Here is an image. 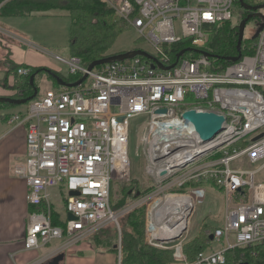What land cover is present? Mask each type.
I'll use <instances>...</instances> for the list:
<instances>
[{"label":"built area","instance_id":"obj_1","mask_svg":"<svg viewBox=\"0 0 264 264\" xmlns=\"http://www.w3.org/2000/svg\"><path fill=\"white\" fill-rule=\"evenodd\" d=\"M104 1L148 41L153 58L136 55L88 70L81 57L57 54L69 77L76 76L65 81L87 77L74 87L58 84L38 90L25 112L8 117L10 128H27L26 158L14 169L28 186L32 206L26 248L60 240L66 250L112 225L120 231L121 264V221L142 206L147 243L172 249L175 264H225L229 250L263 244L264 180L257 174L264 167V26L252 52L214 70L212 58L196 50L206 51L214 26L235 19L240 0ZM180 41H188L184 49L197 55L187 57L185 52L177 58L182 49L171 56L165 46ZM31 72L21 65L14 74L27 77ZM159 109L166 112L157 113ZM188 109L224 115V129L203 141L182 117ZM139 116L147 117L140 140L151 190L143 195L137 191L116 208L112 187L131 178V123ZM244 158L263 163L258 169L245 168V162L232 165ZM200 180L223 190L225 213L223 225L209 231L210 244L217 242L218 247L211 245L190 261L184 244L206 191L173 188ZM54 188L62 189L65 210L74 216L62 225L52 220Z\"/></svg>","mask_w":264,"mask_h":264},{"label":"trees","instance_id":"obj_2","mask_svg":"<svg viewBox=\"0 0 264 264\" xmlns=\"http://www.w3.org/2000/svg\"><path fill=\"white\" fill-rule=\"evenodd\" d=\"M244 1L250 4L249 1L251 0ZM238 5L240 6L241 3L238 2ZM242 9L244 10V12L242 11L244 14H242L240 20L237 21L236 16L232 21L213 27L205 50L213 55L211 58L214 62V70H220L231 63V61L226 60L225 57L237 54L236 46L239 23L244 17L249 15L247 10L243 7ZM52 10H62L69 13L70 55L81 57L86 65H89L95 60L113 55L110 51L118 36L130 27L128 23L116 13L111 5L104 0H0V15L5 17L30 16L33 13H46ZM247 40L248 39L244 37L242 44L243 54L252 52V46L255 43V38H251V45L248 46ZM189 44L188 41H180L171 45H166L165 49L169 50L171 56L175 57L179 51L189 47ZM196 55L197 53L194 52L185 53L187 57H194ZM14 65V72L16 74L17 67L21 65L16 63H14ZM31 71V75L36 74V77H38L41 73H45L47 69L46 67H31ZM46 74L48 73L46 72ZM8 75L9 73L7 76ZM59 75L65 80H72L76 77ZM7 76L6 79H8ZM16 76L18 77L16 85L19 95L13 97L23 98L32 95L34 89L30 84V76ZM48 76L54 80L51 75L48 74ZM55 83L57 82L55 81ZM0 105H10V103H0ZM203 183H205L204 180H200L199 182L189 181L182 187H174L173 190L186 191L189 188L199 187ZM210 184L212 187H216L214 183ZM150 188L151 187L142 189L136 183L133 186L127 185L126 187L124 185L120 190L119 198L114 201V206L120 208L131 198H134L137 191H140L141 195H143L150 191ZM216 188L223 192L221 188ZM130 191L132 192L130 193ZM145 211L146 207L142 206L124 217V226L121 228V264H174L175 259L172 249H161L147 243L145 236ZM52 215L54 218L53 223L62 225L61 222H58L59 220L56 213L52 212ZM214 228L215 227H212L211 231ZM98 233H95L92 237L95 238ZM191 237L192 238H190L189 241L187 240L184 244V252L187 257H190L189 260L193 261L200 251L207 250L210 247L211 236L209 233L204 234L202 230L200 234L198 233L196 236ZM115 245L105 244L106 248L118 254L119 248H115ZM242 263L264 264V243L255 246L239 247L227 252L225 264Z\"/></svg>","mask_w":264,"mask_h":264},{"label":"rangeland","instance_id":"obj_3","mask_svg":"<svg viewBox=\"0 0 264 264\" xmlns=\"http://www.w3.org/2000/svg\"><path fill=\"white\" fill-rule=\"evenodd\" d=\"M251 3L264 4V0H251ZM235 12L237 15L236 20H240L244 10L241 5H235ZM261 13L264 15V8ZM243 11V12H242ZM245 18V17H244ZM243 18V19H244ZM236 23V21H235ZM260 18H253L248 21L245 29V38L247 40V45H251L250 39L253 38L259 28ZM0 27L7 30L9 35L8 39H18L21 46L19 50H15L16 58L21 59L23 54H27L30 51H35L38 58L42 59L43 57L57 61L59 67L62 69L61 75L69 77L67 67L60 61L57 60L55 55H61L63 57H68L70 55V17L67 11L62 10H52L47 13H35L31 16H16V17H5L0 15ZM1 28V29H2ZM4 35L1 34L0 37ZM5 37V38H6ZM21 37L22 39H20ZM6 38V39H7ZM15 41V40H14ZM7 45V44H5ZM134 49H142L149 53H153L154 50L152 46L145 39H141L139 34L135 29L129 27L124 32H122L116 42L114 43L111 53H122L131 51ZM35 53V54H36ZM11 52L4 50L0 44V68L3 71H6V76L4 80H0V85L5 84V89L8 91V96L19 95L18 87L16 85L18 77L14 74L15 65L14 61L11 59ZM11 61V63H10ZM43 78L37 77V85L39 87V92H43L44 89L50 85L54 86V80H48V75L41 73ZM40 75V76H41ZM59 75V74H58ZM3 76V74H2ZM60 76V75H59ZM6 79V80H5ZM46 79L45 81H41ZM48 84V85H47ZM29 103V102H28ZM27 104H21L19 106H11L10 109L13 111L15 109L20 110L22 107L28 106ZM1 106V105H0ZM7 106V105H3ZM8 109V108H7ZM147 117L139 116L133 119L131 123V141H130V156H131V178L127 182H118L115 183L112 187V201L114 202L120 196V190L125 185L133 186L135 183L142 189L150 187L151 182L148 177V174L145 170V160L141 148V137L146 125ZM251 139H249L250 142ZM240 162H245V168L258 169L263 163L259 161L256 164L250 163L247 159H236L232 165L236 166ZM257 178L264 180V167L258 171ZM197 187L189 188L188 191H191ZM203 189L206 191L204 198H201L196 206L195 212L193 213L189 232L187 235V240L189 241L191 236H196L200 234L203 230L204 234H208L211 231L212 227H220L223 225L224 213H225V195L223 192L218 190L216 187H212L210 183H203L201 187H198L197 190ZM52 195L53 209L57 211L62 218L67 216L66 210L64 208V203L62 198L65 194L63 193L60 198L57 193ZM124 219L121 221V228L124 226ZM204 227V228H203ZM98 233V232H97ZM120 240V231L118 228L110 225L99 231L98 235L93 238V243L102 247L106 245H115L118 244ZM186 240V241H187ZM121 241H122V230H121ZM218 247V243H212V248ZM190 259V257H188ZM175 264V263H174ZM178 264V263H176Z\"/></svg>","mask_w":264,"mask_h":264},{"label":"crops","instance_id":"obj_4","mask_svg":"<svg viewBox=\"0 0 264 264\" xmlns=\"http://www.w3.org/2000/svg\"><path fill=\"white\" fill-rule=\"evenodd\" d=\"M1 28L2 27H0V29ZM6 33H8V31L2 28L1 34L4 36L0 37V44L4 50L11 52V59L16 64L29 67H46L47 70H52L58 74L62 73V69L57 64V61H53L54 59L49 60L45 57L40 59L37 56L38 53L35 51L23 54L21 59L16 58L15 50H19L21 44L18 39H8L7 37L10 34L8 33L9 35L6 37ZM19 38L22 39L21 37ZM46 72L44 74L48 75ZM5 77L6 71L0 68V80H4ZM38 77H40V79L43 78L42 75ZM47 77L49 80L50 77ZM45 80L46 79H42L41 81ZM55 81L54 86L56 84L55 87H57L58 82L56 81L57 83H55ZM35 84L37 85L36 81ZM4 87L5 84L3 82V84L0 85V96H8V91ZM46 88H53V86L48 85ZM11 106L14 107L19 105L10 104L7 106H0V264H30L37 259L47 257H49V259L45 264H49L56 256L61 254H63V258L60 260L59 264H118L119 253L117 254L109 248L94 244V237L92 236L66 250H61L63 241L60 240L54 241L39 249L26 248L25 235L28 215L32 210V206L28 203L27 199L28 186L25 180L14 173V169L17 165L24 163L26 158L27 128L26 125L10 128L7 124V119L14 113L25 112L27 108L24 106L20 110L15 109L13 111L10 109ZM54 191H56L55 193H57L60 198L63 195L62 189H52L50 191L51 202ZM62 202L64 203L63 198ZM52 212L56 213L59 223L61 222L63 224L69 218L67 212L65 218H62L54 209ZM53 219L52 215V220ZM211 245L212 244H210V246ZM116 247H118V244L117 246L115 245V248Z\"/></svg>","mask_w":264,"mask_h":264},{"label":"water","instance_id":"obj_5","mask_svg":"<svg viewBox=\"0 0 264 264\" xmlns=\"http://www.w3.org/2000/svg\"><path fill=\"white\" fill-rule=\"evenodd\" d=\"M240 3L244 9L255 10V12L250 13L247 17L242 19L241 22L239 23L238 41H237V46H236L237 54L233 55V56L225 57L226 60L231 61V62L238 61L242 56V43H243V40L245 37V29H246V25H247L248 21L254 17H259V18H262V20H263V22L259 25V28H258V30H257V32L253 38L257 37L258 32L264 26V15L261 12H257V10H259L260 8H264V4L251 6L250 4L246 3L244 0H240ZM191 49L192 48L183 49L181 52L178 53L177 58H179L186 51H189ZM196 51L202 52L204 55L209 56V57L213 56L212 54H210L209 52L204 51V50H196ZM136 55H143V56H146L148 58H153L148 52H146L144 50H141V49L131 50V51H127V52L116 53V54L104 57L102 59L95 60L88 65V70H92L94 67L101 65V64H104V63H108V62H112V61H116V60H124V59H128V58H132ZM175 64L176 63L172 64L171 66L165 67V68H167V69L171 68ZM47 73L49 75H51L58 82V84L68 85L71 87L79 85L87 77V75L85 74L82 78H80L79 80H77L75 82H67L61 76H59L56 72H54L52 70L48 69ZM35 77H36V74H32L30 76V84L32 85V87L34 89V92L32 95L27 96V97H23V98H14L11 96H0V103H10V104H14V105H21V104H26L29 101H31L32 99H34L38 93V87L35 84ZM156 112L157 113H165L166 109H159ZM182 117L185 121L189 122L195 128V130L198 132V134L200 135V138L203 141H209V140H212L213 138H215L224 129V124L226 122V118L224 115H221V114H218L215 112L200 111L197 109H188V110L184 111L182 114ZM131 192L132 191H130V193ZM70 194L71 195H78L79 193L77 191H71ZM138 194H139V192L137 193V195ZM68 217H69V219L74 218V216L72 214H69ZM177 237H179V236H177ZM177 237H174L173 240L176 239ZM212 238H213V236H211V239ZM62 258H63V254L58 255L49 264H59V262ZM242 264H246V263H242Z\"/></svg>","mask_w":264,"mask_h":264},{"label":"flooded vegetation","instance_id":"obj_6","mask_svg":"<svg viewBox=\"0 0 264 264\" xmlns=\"http://www.w3.org/2000/svg\"><path fill=\"white\" fill-rule=\"evenodd\" d=\"M250 3V2H249ZM259 3H250V5L251 6H255V5H258ZM245 10H247V9H245ZM262 9H259V10H257V12H262L261 11ZM248 12H249V14L250 13H254L255 12V10H247ZM254 18H259V17H254ZM253 19V18H252Z\"/></svg>","mask_w":264,"mask_h":264},{"label":"bare ground","instance_id":"obj_7","mask_svg":"<svg viewBox=\"0 0 264 264\" xmlns=\"http://www.w3.org/2000/svg\"><path fill=\"white\" fill-rule=\"evenodd\" d=\"M122 259V258H121Z\"/></svg>","mask_w":264,"mask_h":264}]
</instances>
